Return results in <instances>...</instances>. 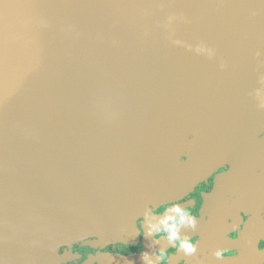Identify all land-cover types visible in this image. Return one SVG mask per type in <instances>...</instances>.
Returning a JSON list of instances; mask_svg holds the SVG:
<instances>
[{"label": "water", "instance_id": "1", "mask_svg": "<svg viewBox=\"0 0 264 264\" xmlns=\"http://www.w3.org/2000/svg\"><path fill=\"white\" fill-rule=\"evenodd\" d=\"M250 59L264 0H0V264L129 235L194 180L183 126L235 112L223 63Z\"/></svg>", "mask_w": 264, "mask_h": 264}, {"label": "flooded vegetation", "instance_id": "2", "mask_svg": "<svg viewBox=\"0 0 264 264\" xmlns=\"http://www.w3.org/2000/svg\"><path fill=\"white\" fill-rule=\"evenodd\" d=\"M223 64L226 73L237 70L247 81L234 82L235 92L226 90L234 97L235 112H206L204 125L194 119L183 126L177 166L183 177L194 180L174 190L173 197L148 205L190 210L195 227L185 224L178 231L193 241L196 251L185 254L163 237L154 242L140 235L134 223L121 240L88 238L60 246L47 264H144L142 253L152 255L161 248L159 264H264V85L257 80H264V61ZM175 184L182 185L183 179ZM163 215L149 213L154 221Z\"/></svg>", "mask_w": 264, "mask_h": 264}, {"label": "clouds", "instance_id": "3", "mask_svg": "<svg viewBox=\"0 0 264 264\" xmlns=\"http://www.w3.org/2000/svg\"><path fill=\"white\" fill-rule=\"evenodd\" d=\"M149 213L156 217H160L161 214L164 215L163 218L154 221L150 218ZM185 224L192 228L195 227V220L190 210L181 209L178 206L160 209L158 206L156 208L148 207L145 215L137 218L135 228L140 235L152 237L154 242L163 237L169 245H175L185 254H192L196 251L193 241L186 239L178 231L179 227ZM157 251L163 253L164 250L161 248ZM157 251L152 255L142 253L141 259L144 264H159L160 256L157 255Z\"/></svg>", "mask_w": 264, "mask_h": 264}]
</instances>
